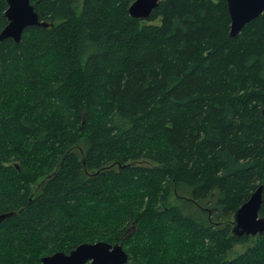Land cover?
<instances>
[{
    "label": "trees",
    "instance_id": "16d2710c",
    "mask_svg": "<svg viewBox=\"0 0 264 264\" xmlns=\"http://www.w3.org/2000/svg\"><path fill=\"white\" fill-rule=\"evenodd\" d=\"M134 1L31 0L49 25L0 40V264L100 240L127 264H264V233L232 232L259 185L264 216V16L232 36L226 0Z\"/></svg>",
    "mask_w": 264,
    "mask_h": 264
},
{
    "label": "water",
    "instance_id": "95a60500",
    "mask_svg": "<svg viewBox=\"0 0 264 264\" xmlns=\"http://www.w3.org/2000/svg\"><path fill=\"white\" fill-rule=\"evenodd\" d=\"M159 0H135L129 7L130 14L135 18L146 19L158 5ZM230 16V35H238L244 26L259 15L264 16V0H226ZM8 8L5 15L8 23L0 32V40L11 37L19 42L24 30L31 25L48 26L47 21L40 19L39 13L31 0H7ZM41 183L37 186L38 190ZM35 193L31 195L30 200ZM263 204V185H259L234 213L232 232L235 235L257 236L264 233V216L260 215ZM20 210L19 212H21ZM17 211L0 213L1 223ZM135 226L129 228L123 238H128ZM129 253L122 241L111 243L100 240L83 242L70 253L57 251L41 258V264H127Z\"/></svg>",
    "mask_w": 264,
    "mask_h": 264
},
{
    "label": "rangeland",
    "instance_id": "374dc122",
    "mask_svg": "<svg viewBox=\"0 0 264 264\" xmlns=\"http://www.w3.org/2000/svg\"><path fill=\"white\" fill-rule=\"evenodd\" d=\"M154 23H160V20H156V21H154ZM83 122H85V120L83 119ZM181 202L176 198V196H173L172 198H171V200L169 201V205H171V204H180ZM131 244L132 243H128V244H125L124 245V247H125V249H130L131 248ZM236 249L237 250H242V249H244V245H242V244H239V245H237L236 246ZM129 252V251H128Z\"/></svg>",
    "mask_w": 264,
    "mask_h": 264
},
{
    "label": "flooded vegetation",
    "instance_id": "af4514ba",
    "mask_svg": "<svg viewBox=\"0 0 264 264\" xmlns=\"http://www.w3.org/2000/svg\"><path fill=\"white\" fill-rule=\"evenodd\" d=\"M70 253V252H69ZM87 264H89V263H87Z\"/></svg>",
    "mask_w": 264,
    "mask_h": 264
}]
</instances>
